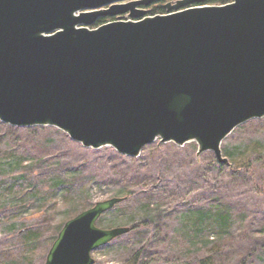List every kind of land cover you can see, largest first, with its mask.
<instances>
[{"label": "water", "instance_id": "obj_1", "mask_svg": "<svg viewBox=\"0 0 264 264\" xmlns=\"http://www.w3.org/2000/svg\"><path fill=\"white\" fill-rule=\"evenodd\" d=\"M155 1L0 0V120L131 157L196 142L228 164L223 141L264 118V0H178L147 16ZM101 18L116 20L91 28ZM125 199L67 221L46 264H95L131 230L97 225Z\"/></svg>", "mask_w": 264, "mask_h": 264}, {"label": "rangeland", "instance_id": "obj_2", "mask_svg": "<svg viewBox=\"0 0 264 264\" xmlns=\"http://www.w3.org/2000/svg\"><path fill=\"white\" fill-rule=\"evenodd\" d=\"M159 5L143 7L146 15L166 14H152ZM221 148L228 164L212 151L198 155L196 142L161 139L131 157L85 147L56 127L0 120V264H46L67 221L114 197L126 199L97 225L131 230L96 249L95 264H264V118ZM202 208L210 216L198 223Z\"/></svg>", "mask_w": 264, "mask_h": 264}, {"label": "trees", "instance_id": "obj_3", "mask_svg": "<svg viewBox=\"0 0 264 264\" xmlns=\"http://www.w3.org/2000/svg\"><path fill=\"white\" fill-rule=\"evenodd\" d=\"M166 1H168V0H160V2H159L160 5L155 7L152 14H157L158 12H164L163 4ZM228 2H230V0H206L205 4H227ZM106 22H108V20L103 18V19L98 21V24H104ZM197 213H198V220H197L198 223H201V222H204L205 220H208L209 217H207V215L210 216V210L207 208H202ZM228 217H229V215L227 214V212H224L223 210H218V218L221 221H223L224 223H228L229 222Z\"/></svg>", "mask_w": 264, "mask_h": 264}, {"label": "flooded vegetation", "instance_id": "obj_4", "mask_svg": "<svg viewBox=\"0 0 264 264\" xmlns=\"http://www.w3.org/2000/svg\"><path fill=\"white\" fill-rule=\"evenodd\" d=\"M157 2L159 1L160 2V0H156ZM176 1V0H175ZM178 1V0H177ZM170 2H173V3H175L174 1H170ZM161 13V12H160Z\"/></svg>", "mask_w": 264, "mask_h": 264}]
</instances>
